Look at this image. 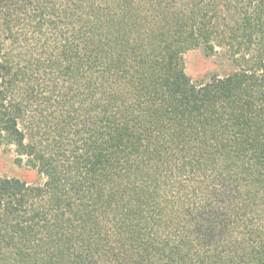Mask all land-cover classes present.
Listing matches in <instances>:
<instances>
[{"label": "trees", "instance_id": "obj_1", "mask_svg": "<svg viewBox=\"0 0 264 264\" xmlns=\"http://www.w3.org/2000/svg\"><path fill=\"white\" fill-rule=\"evenodd\" d=\"M0 146V264H264V0H0Z\"/></svg>", "mask_w": 264, "mask_h": 264}, {"label": "rangeland", "instance_id": "obj_2", "mask_svg": "<svg viewBox=\"0 0 264 264\" xmlns=\"http://www.w3.org/2000/svg\"><path fill=\"white\" fill-rule=\"evenodd\" d=\"M183 59L185 71L193 81H207L212 76H224L236 69V65L221 48L213 52L203 47L193 48L183 55ZM16 157L13 147L0 146V175L17 177L29 184L40 182L41 176L23 162L16 161Z\"/></svg>", "mask_w": 264, "mask_h": 264}]
</instances>
